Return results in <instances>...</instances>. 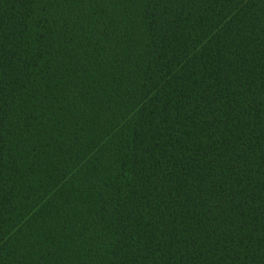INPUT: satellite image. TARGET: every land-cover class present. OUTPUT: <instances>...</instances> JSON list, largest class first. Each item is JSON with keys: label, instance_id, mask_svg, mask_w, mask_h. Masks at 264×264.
I'll use <instances>...</instances> for the list:
<instances>
[{"label": "trees", "instance_id": "16d2710c", "mask_svg": "<svg viewBox=\"0 0 264 264\" xmlns=\"http://www.w3.org/2000/svg\"><path fill=\"white\" fill-rule=\"evenodd\" d=\"M0 264H264V0H0Z\"/></svg>", "mask_w": 264, "mask_h": 264}]
</instances>
